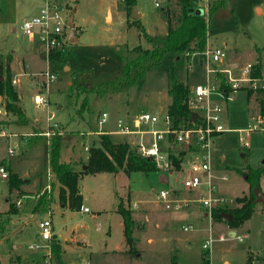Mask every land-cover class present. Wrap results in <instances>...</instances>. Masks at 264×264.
Returning a JSON list of instances; mask_svg holds the SVG:
<instances>
[{"label": "rangeland", "instance_id": "rangeland-1", "mask_svg": "<svg viewBox=\"0 0 264 264\" xmlns=\"http://www.w3.org/2000/svg\"><path fill=\"white\" fill-rule=\"evenodd\" d=\"M219 1L210 0L207 11ZM43 4L44 0H0V55L2 60L11 59L17 106L28 120L27 125L19 126L15 116L6 111L0 126L13 125L11 131L21 134L42 133L47 130V117L54 113L52 122L57 130L47 139L61 137L60 161L69 162L77 171L86 164L85 148L99 145V134L110 132L111 140L117 143L135 141L134 136L114 133L118 120L132 124L137 115L148 113L159 121L141 128H164L162 119L170 103L167 86L172 75L188 89L205 83L211 67L215 72L217 68L239 72L247 64L259 63L264 75V0H227L210 17L206 48L223 49L226 62L208 67L200 55L192 52L168 54L160 64L146 69L141 81L118 89L108 83L135 56L134 50H151L165 35L163 13L167 5L161 8L153 0H135L140 17L134 20L126 1L68 0V22L72 15L76 40L65 44L60 59L43 60L20 30L21 22L36 15ZM46 72L55 79L47 92L40 88L45 105L37 107L33 91L45 81ZM213 99L223 107L221 123L225 131L214 136L210 145L211 192L205 184V172L198 174L202 183L194 191L184 187L189 162L195 155L181 156L182 149L175 146V158H182L179 170L173 166L146 175L120 172L115 178L110 173L83 176L78 187L82 205L89 212L81 207L70 210L60 204L58 181L48 172L46 138L26 134L8 141L0 138L3 145L6 142L0 155H6L8 148L14 149L12 158L22 157V170L31 178L37 177L31 179L38 181L36 185L41 183L38 188L22 184L19 194H10L7 179L0 177V239L4 236L11 241H0V264H264L263 204L259 203L262 209L255 207L232 238L226 219L213 221L210 209L201 202L210 197L219 199L212 208L223 211L235 207V199L248 192L244 175L247 167H262L264 187V130L242 132L264 111L257 96L251 94L247 99L243 90L229 94L227 100ZM102 113L108 117L99 126L97 120ZM160 176H165L166 182ZM48 184L50 188L46 189ZM160 191H166L170 198L177 191L186 192L191 202L179 210L165 209ZM120 199L134 221L130 249L125 245L122 218L116 211ZM9 205L16 210L15 215L8 214ZM48 218L52 237L57 234L55 238L59 239L61 263L56 256L46 255L47 241L39 237L38 222ZM188 226L192 229L184 231ZM209 237L213 243L210 250H204L202 244ZM17 253L21 255L19 261L14 256ZM33 254H39V258L29 259Z\"/></svg>", "mask_w": 264, "mask_h": 264}, {"label": "trees", "instance_id": "trees-1", "mask_svg": "<svg viewBox=\"0 0 264 264\" xmlns=\"http://www.w3.org/2000/svg\"><path fill=\"white\" fill-rule=\"evenodd\" d=\"M226 1L221 0L212 4L207 13L195 15L190 13V10L194 6L192 0H167V8L163 13L167 23L166 33L160 38L159 45L154 46L151 50H142L137 47L134 50L135 56L122 67L120 74L108 84L112 88L118 89L125 85H132L136 80L141 81L146 69L160 64L165 55L179 52L198 53L204 51L209 31L210 17L214 12L222 8ZM134 2L135 0H126V5L131 8ZM257 52L260 53L261 50L257 49ZM59 54V52L52 54L50 59H60ZM10 61V57H6L3 60L0 59V76L3 73L5 74V80L2 79L0 82V96L6 99V110L15 116V124L20 126L27 125L28 120L25 113L17 106L18 96L12 86L9 68ZM261 74L260 64H254L251 75L253 77H259ZM167 94L170 98L167 114L171 118L172 128L190 127L193 124H199L200 119L198 114L189 109L187 104L188 87L183 82L177 81L174 75L171 76L168 82ZM251 94L248 91L246 93L247 98ZM257 99L261 102V109L264 111V92L257 94ZM60 143L61 137L59 135L52 137L49 141L48 165L50 172L55 176L59 184L58 197L60 204L63 207H68L70 210H77L82 205V196L79 192L78 183L83 176L100 173L117 174L120 172H123L127 176L134 172H140L146 175L150 172L158 171L152 159L136 155L128 142H113L106 133L99 134L98 146L88 149L86 168L79 171L73 169L69 162L60 161ZM179 154L183 156L185 152L181 150ZM169 159L174 169L179 170L182 158L177 159L175 156L170 155ZM1 164L5 166L4 161ZM7 171L9 193L19 194L23 180L10 169H7ZM262 174V167H247L244 175L245 181L248 184V192L237 197L235 199L236 206L229 210L220 211L221 209L219 210L217 208L210 209L211 219L213 221H220L224 218L222 214H230V220L225 218L227 227L233 231L240 228L250 219L257 205L253 191L256 188L260 190L259 182ZM116 211L122 218L125 245L130 249L133 244L132 231L134 227L131 212L123 206L121 199ZM16 213L14 207L9 205L8 214L15 215ZM48 244L51 254L56 256L58 262H60V244L55 236L51 238ZM171 264H175V262L173 261Z\"/></svg>", "mask_w": 264, "mask_h": 264}, {"label": "built area", "instance_id": "built-area-1", "mask_svg": "<svg viewBox=\"0 0 264 264\" xmlns=\"http://www.w3.org/2000/svg\"><path fill=\"white\" fill-rule=\"evenodd\" d=\"M125 2L126 0H120ZM156 7L163 8L166 5L167 0H153ZM194 3L192 11L201 9L203 13H207L210 0H192ZM70 6L68 0H44L43 6L39 9L38 13L32 17L26 18L21 22L20 30L24 36L31 40L38 47L39 51L48 60L52 54L62 52L67 39V22L70 14ZM188 54V52H186ZM201 56V61L206 62L208 67L216 66L223 63L227 59V53L223 49L205 48L204 51L194 53ZM254 64H247L245 67L239 69V72H233L229 68H217V72L211 67L207 69V79L203 84H197L189 89L187 104L189 109L198 114L200 122L199 124H193L190 127L172 128L171 118L166 113L162 121L164 124L163 129L155 128H141V126H147L148 124L154 125L158 123L159 119L156 116H152L148 113L139 114L135 117L132 124L118 120L116 123L115 133L120 135H130L135 137V141L130 145L132 151L140 156L152 159L157 169H165L168 171L171 165L169 156H176L174 151L175 146H179L182 151L186 153L194 154L195 157L189 162L188 177L184 181V187L189 191H194L202 181L199 177L200 172L208 174V179L205 182L209 192L213 190L211 184L212 175L209 173V158H210V145L214 136L221 134L225 131L221 123V114L223 107L221 103L213 99L216 96L220 99L227 100L229 94H233L239 90L244 92L250 91L252 94H260L264 92V75L259 77H253L252 70ZM215 73V74H212ZM213 75V79L210 80L209 76ZM55 77L46 72L45 81L39 83V88L34 90V102L37 107L45 105V99L39 94L40 88H45L47 92L48 85L53 81ZM16 84V80H12V85ZM5 101L0 96V120L6 116ZM108 115L102 113L98 117V125L101 126L106 122ZM54 119V113L47 117V130L42 133L35 134L34 132L26 134L28 136H45L49 138L54 135V131L57 130V124L52 122ZM52 122V123H51ZM251 130H264V114L258 115L255 122L242 132H249ZM8 135L4 131H0V138H6ZM17 136V135H15ZM48 139V143H49ZM244 140V137L242 138ZM245 146H248L247 142H244ZM88 151V148H85ZM14 149H7V156L12 157L14 155ZM49 172V169H48ZM0 177L8 179V171L6 167L0 164ZM225 180V177L221 178ZM50 188V184L46 185V189ZM159 197L164 203L165 209L179 210L186 204L185 198L179 194L174 193L173 198L169 197L166 191H160ZM219 199L215 201L208 197L201 199L204 207L211 209L212 205L216 204ZM83 212H89L85 207H81ZM50 217V216H49ZM39 237L43 241H47V256L52 255L48 242L52 238V222L51 220L44 219L38 222ZM192 226L184 227V231H189ZM238 240H241V236H236ZM222 240V238H221ZM212 238H207L202 248L204 250H210ZM31 249L35 248L30 246Z\"/></svg>", "mask_w": 264, "mask_h": 264}, {"label": "crops", "instance_id": "crops-1", "mask_svg": "<svg viewBox=\"0 0 264 264\" xmlns=\"http://www.w3.org/2000/svg\"><path fill=\"white\" fill-rule=\"evenodd\" d=\"M29 40V39H28ZM32 44H34L35 45V43H33L31 40H29ZM36 46V45H35ZM36 53L38 54V55H40L41 56V59H43V60H46V58L43 56V54H41L40 53V51H39V49H38V47L36 46ZM1 58H3L1 55H0V59ZM226 62V61H225ZM9 68H11L10 67V64H9ZM34 92V91H33ZM246 93V92H245ZM257 96V95H256ZM246 97H247V95H246ZM248 99V98H247ZM256 99V98H255ZM220 103V102H219ZM256 117V116H255ZM20 126V125H19ZM11 127H13V125H10V126H0V131H4V132H6V134L8 135L7 137H6V141H8L10 138H14V137H18L19 138V135H24V134H28V133H31V132H25V133H16V132H14V131H11ZM35 128V127H34ZM37 128V127H36ZM105 133L106 134H108V136L110 137V135H111V133L110 132H106L105 131ZM115 133V132H114ZM15 135H17V136H15ZM28 137H30V136H28ZM41 137H44V138H46L45 136H41ZM134 139H135V137H133ZM111 139V138H110ZM114 142V141H113ZM125 142V141H124ZM134 142V140L132 141V143ZM129 143V142H128ZM132 143H129L130 145L132 144ZM5 144H6V142H4V145L1 143V141H0V151H1V149H2V147L3 146H5ZM48 139L46 138V145H47V147H48ZM3 145V146H2ZM26 152H28V151H26ZM26 154V153H25ZM22 156V155H21ZM47 160H48V151H47ZM2 161H4L5 162V167L7 168V169H10L13 173H16V174H18L19 175V177L23 180V185L24 186H26V187H31V186H35V187H37L38 188V186H39V184H41V183H39L38 185H36L37 183H38V181H35V182H33L31 179L33 178H35V179H37V177L36 176H33L32 178L30 177V173L29 172H27V171H23L22 169V167H21V165H22V163H23V160H22V157H15V158H12V157H8L7 156V154L6 155H4V156H2V155H0V164H1V162ZM100 174H102V173H100ZM120 173H117V174H113L114 175V178L117 176V175H119ZM160 179H161V181L162 182H166V177L165 176H160ZM259 188H260V191L262 192V193H264V187H262V184H261V178H260V182H259ZM176 193H179V194H181L184 198H185V200L187 201L186 202V204H188V203H190L191 202V200L189 199V197H188V194L186 193V192H176ZM82 196V195H81ZM82 201H83V196H82ZM257 207H259L260 206V204L259 203H257V205H256ZM81 207H83V205L81 206ZM256 207V208H257ZM86 208V207H85ZM260 209H262L261 208V206H260ZM206 216H207V214H205ZM24 224V223H23ZM235 231V233H236V230H234ZM229 232H230V230H228V235H229ZM54 236H57V234H54ZM10 238L9 237H4V236H2V238L0 239V241H2V240H5L6 242H7V244H10L9 242H11L10 240H9ZM57 239V241L59 242V239H58V237L56 238ZM17 249L19 248V247H16ZM29 249H30V247H28ZM35 248H37V247H35ZM15 256V258H16V261H19L20 260V257H21V255L20 254H15L14 255ZM39 258V254H33V257L32 256H30L29 257V259H34V260H36V259H38ZM28 259V260H29ZM251 260V259H250ZM254 262H256L255 260H254Z\"/></svg>", "mask_w": 264, "mask_h": 264}, {"label": "water", "instance_id": "water-1", "mask_svg": "<svg viewBox=\"0 0 264 264\" xmlns=\"http://www.w3.org/2000/svg\"><path fill=\"white\" fill-rule=\"evenodd\" d=\"M190 13H193L195 15H201L203 14V11L201 9H197L195 11H192L190 10ZM131 16L134 20L138 19V17H140V14L139 12L137 11L136 7L134 6V4L131 6ZM72 20H73V16L71 15V17L69 18V22L67 24L68 26V30H67V39L69 42H73L76 40L74 34H73V23H72ZM2 81V76H0V82ZM86 166L83 167V169H85ZM254 195H255V202L256 203H261L264 205V193H262L259 189H254ZM214 206V205H212ZM222 216L224 218H227V219H231V215L230 214H222ZM236 233L235 231L231 230L229 232V236L230 237H235Z\"/></svg>", "mask_w": 264, "mask_h": 264}]
</instances>
